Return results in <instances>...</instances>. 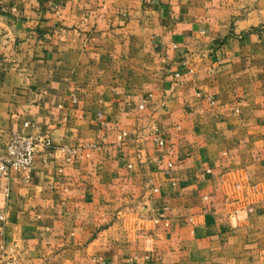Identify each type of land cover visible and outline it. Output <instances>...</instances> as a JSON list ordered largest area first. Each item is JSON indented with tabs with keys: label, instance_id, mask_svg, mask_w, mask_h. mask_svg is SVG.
<instances>
[{
	"label": "crops",
	"instance_id": "obj_1",
	"mask_svg": "<svg viewBox=\"0 0 264 264\" xmlns=\"http://www.w3.org/2000/svg\"><path fill=\"white\" fill-rule=\"evenodd\" d=\"M12 133L0 264H264V0H0Z\"/></svg>",
	"mask_w": 264,
	"mask_h": 264
},
{
	"label": "built area",
	"instance_id": "obj_2",
	"mask_svg": "<svg viewBox=\"0 0 264 264\" xmlns=\"http://www.w3.org/2000/svg\"><path fill=\"white\" fill-rule=\"evenodd\" d=\"M144 105H139V108H143ZM236 113L239 109L234 110ZM25 126L30 128L33 127L32 122H26ZM155 141L159 146L164 145V138L161 134L155 135ZM122 138L120 137L118 145H121ZM90 147L97 150H101L102 146L91 145ZM52 149V143L50 136L47 133H12L9 136L5 146L0 150V178L8 179L12 172L23 173L28 177L32 170V164L34 157L39 151L49 152ZM76 153L75 149L68 150L66 161H71L73 155ZM210 170L202 175L205 177L209 174ZM153 192H157L156 188L152 189ZM6 194L7 188L4 189Z\"/></svg>",
	"mask_w": 264,
	"mask_h": 264
},
{
	"label": "rangeland",
	"instance_id": "obj_3",
	"mask_svg": "<svg viewBox=\"0 0 264 264\" xmlns=\"http://www.w3.org/2000/svg\"><path fill=\"white\" fill-rule=\"evenodd\" d=\"M93 149H95V148H93ZM151 220H153V221H155V223H157L160 220V218L158 216H154V217H151Z\"/></svg>",
	"mask_w": 264,
	"mask_h": 264
}]
</instances>
